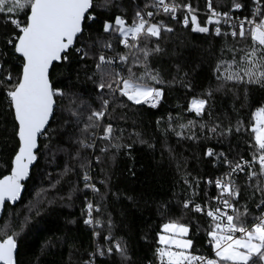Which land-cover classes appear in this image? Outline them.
Masks as SVG:
<instances>
[{
  "label": "trees",
  "instance_id": "obj_1",
  "mask_svg": "<svg viewBox=\"0 0 264 264\" xmlns=\"http://www.w3.org/2000/svg\"><path fill=\"white\" fill-rule=\"evenodd\" d=\"M175 2L191 3L198 10L199 20L206 19V0ZM239 2L244 8L233 9L232 13L238 17L250 16L252 0ZM212 3L213 7L220 5L217 7L220 11H228L230 7V0H212ZM137 11L158 13L154 22L163 21L173 29L162 30L160 37L147 42L149 49L157 44L160 48L148 58L162 80L157 86L163 89V95L155 108L135 105L118 92L113 98L107 89L97 88L101 73L110 69L109 65H102L97 70L99 52L103 51L106 57L130 52L119 43L122 37L118 32H104V20L114 23L115 16L120 15L126 24H131ZM181 15L180 11L178 19H173L163 11L156 12L151 0H111L107 10H98L96 19L86 22L85 31L93 41L99 38L110 43L111 49L94 45L89 57L83 60L71 56L70 61L53 65L55 86L74 94L76 104L84 103L77 109L80 112L77 120L64 110L67 100L57 101L47 137L41 136L39 140L37 161L25 182L22 199L5 207L0 228L7 221L11 225L7 234L16 233L17 264H160L155 252L160 247L158 234L162 232L161 225L170 220L188 225L187 237L193 241L190 251L194 255L212 253L206 237L211 218L206 216V211L200 214L194 213L191 206L185 209L183 201L193 198L195 190V202L203 205L205 192L209 197L217 195L215 179L230 171L219 155H205L209 148L216 154L223 153L229 161L237 162L241 156L251 160L252 113L264 106V84L246 83V77L239 82L217 79L218 61L232 59L226 45L236 49L251 47L250 37L193 32L190 25L185 27L178 22ZM222 28H226L223 23ZM11 31V26H5L0 16V49L4 48L5 33ZM144 46L141 42L134 50L141 59L139 48ZM111 68L127 72L126 65L119 60ZM225 69L226 65L220 71ZM133 70L138 73L139 65ZM101 91L103 98L110 101L101 123H111L114 137H120L119 140L99 139L102 127L82 131L90 108L99 109ZM194 96L207 100L200 116L188 111V102ZM13 120L7 100L0 94V177L10 172V160L17 145ZM188 121H193V125L180 128ZM212 127L215 132L210 133L208 129ZM229 128L231 132H225ZM177 132L182 135L178 136ZM80 140L93 147H81ZM116 144L121 146L114 147ZM101 148L106 151L101 152ZM85 159L98 192L84 188L80 164ZM253 170H259L258 164L253 165ZM246 172L247 169L234 174L241 193L239 201L247 202L253 215H258L255 204L262 194L256 188L264 186V177L249 179ZM185 179L192 187L185 184ZM209 180L213 183H208ZM90 199L99 208L95 219L101 221L93 226L84 223L88 217L85 204ZM3 234L0 232V236ZM115 242L126 246L127 259L115 251ZM108 247H113L111 253L107 252ZM100 250L104 255H100Z\"/></svg>",
  "mask_w": 264,
  "mask_h": 264
},
{
  "label": "snow or ice",
  "instance_id": "obj_2",
  "mask_svg": "<svg viewBox=\"0 0 264 264\" xmlns=\"http://www.w3.org/2000/svg\"><path fill=\"white\" fill-rule=\"evenodd\" d=\"M110 3L111 0H0V16H3L5 26L10 25L12 28L10 33H5L4 48L0 49V94L4 95L9 109L14 114L13 132L17 138L14 155L10 160V172L0 177V206L6 201H16L20 196L21 181L28 176L29 165L37 160L34 150L38 148L39 137H47L46 125L55 114L57 101L67 100V107L64 110L79 120L80 112L77 109L84 102L76 104L74 94L56 87L50 69L54 62L70 61L71 56L81 60L89 57L94 45L111 49L110 43L101 42L99 38L93 41L90 33L85 35L86 22L94 21L96 12L107 10ZM254 3L255 6L250 10L251 16L245 15L241 18L232 15L233 9L244 8V4L239 0H230L228 11H218L217 7L220 5L213 7L212 0H206L204 9L206 19L200 21L198 10L191 3L151 0V6L156 12L162 10L173 19H178V10H183V19L178 22L185 27L190 25L193 32L212 31L217 36L238 35L242 39L250 37L251 47L236 49L226 45L232 52V59L218 61L217 79L239 82L246 77V83L264 84V11H261L259 0H254ZM148 6L145 5L146 8ZM145 15L153 17L155 13L148 11L142 14L141 11H137L131 24H126L120 15L115 16L114 23L104 20V32H118L122 37L119 43L129 51L137 49L141 42H144L145 46L139 48L143 59L136 56L134 51L131 58L128 53L106 57L104 52L100 51L96 61L97 70H100L102 65H109L110 69L101 73L97 88L107 89L110 96L119 92L121 97H126L135 105H150L155 108L163 95V89L157 86L162 80L159 71L148 63V58L150 53L159 52L160 48L157 44L149 49L147 42L153 37H160L162 30L171 32L173 29L163 21L151 22ZM222 23L228 26L229 31H222ZM130 59L131 63H128ZM116 60L126 65V74L111 68ZM136 65L140 67L138 73L133 70ZM225 65V71H220ZM103 95L101 91L98 97L99 109L90 108L88 122L84 124L82 131L102 127L103 134L99 139L119 140L120 137H114L111 123L106 125L101 123L102 118L107 115L110 103ZM206 104V99L194 96L188 102V111H194L200 116ZM252 117L254 123L251 124L250 132L253 134L254 145L250 146L251 160H244L241 156L237 162L229 161L223 153L216 154L209 148L205 155L209 157L219 155L230 171L215 179L217 195L209 197L205 192L203 205L195 202V190L193 198H186L183 201L185 209L191 206L194 213H204L206 210V216L211 218L206 237L214 255L211 257L194 255L190 251L193 248V241L186 238L189 233L188 225L170 220L161 225L162 232L158 234L161 247H157L155 252L160 264H264V186L256 188L262 196L255 204L258 215H253L247 202L240 203V188L232 178L237 172H245V168H247L245 174L249 179L264 177V106L258 107L252 113ZM193 123L188 121L187 125L181 124L180 128L192 126ZM208 130L210 133L215 132L214 127ZM225 132H231V128ZM176 134L182 135L181 132ZM79 144L85 148L93 147L85 140H80ZM113 146L119 148L121 145ZM100 151L104 152L106 149L101 148ZM76 156L79 157V151ZM96 159L99 161L100 157L97 156ZM254 164H258V171L253 170ZM80 168L83 171L84 188L98 192L96 185L91 183L89 162L86 159L81 162ZM65 170L68 171L67 167ZM208 183L213 181L209 180ZM185 184H189L187 179ZM198 184L197 181V186ZM189 187L192 186L189 184ZM211 201H215V207L211 206ZM85 209L88 213L85 224L101 223L99 219L92 218L91 201L86 202ZM96 210L99 211L98 206ZM10 230L11 225L5 221L0 228V232H4L0 236V264H16L14 256L17 248L16 233L7 234ZM197 230L199 231V227ZM112 251L113 247L107 248L108 253ZM115 251L127 259L126 246L115 242ZM100 255H104V251L100 250Z\"/></svg>",
  "mask_w": 264,
  "mask_h": 264
},
{
  "label": "water",
  "instance_id": "obj_3",
  "mask_svg": "<svg viewBox=\"0 0 264 264\" xmlns=\"http://www.w3.org/2000/svg\"><path fill=\"white\" fill-rule=\"evenodd\" d=\"M55 63H59V62H54V64H55ZM51 69H52V68H51ZM51 69H50V71H51ZM55 108H56V107H55ZM52 118H53V116L50 117L49 124H50ZM49 124L46 125V129H47V127L49 126ZM40 138H41V137H39V139H38V148H39V140H40ZM38 148H37L36 150H34V151L37 152V151H38ZM36 161H37V160L33 161V163H32L31 165H29V174H28L27 177H25V178L21 181V184H22L21 194H20V196L17 198V200H16V201H6L2 206H0V220H1V218H2V215H3V213H4V210H5V207H6L7 204L15 205V204H17L18 202H20V200L22 199V196H23L24 191H25V182L30 178V176H31V172H32V169H33V167H34ZM6 175H7V174H6ZM17 252H18V242H17V248H16L15 251H14V256H15V259H16V264H17Z\"/></svg>",
  "mask_w": 264,
  "mask_h": 264
},
{
  "label": "built area",
  "instance_id": "obj_4",
  "mask_svg": "<svg viewBox=\"0 0 264 264\" xmlns=\"http://www.w3.org/2000/svg\"><path fill=\"white\" fill-rule=\"evenodd\" d=\"M166 2H172V0H166ZM259 3H260V5H261V11L263 10V7H264V0H259ZM255 6V3H254V0H252V5L250 6V9H252L253 7ZM162 11V10H161ZM182 12V15H181V17H180V19L182 20L183 19V10H178V12H177V17H179V12ZM218 11H220V10H218ZM232 15H233V17H238V16H236L235 14H233L232 13ZM157 16H158V13L157 14H155L153 17H147L146 15H145V18L146 19H149V20H151V22H154L156 19H157ZM251 16V15H250ZM240 17V16H239ZM244 17V16H243ZM243 17H241V18H243ZM182 24V23H181ZM183 25V24H182ZM226 26V28H222V31H229V28H228V26L227 25H225ZM246 27H247V25H246ZM162 99V98H161ZM158 105V104H157ZM147 106H150V105H147ZM151 107V106H150ZM245 169H247V168H245ZM238 173V172H237ZM234 180H235V177H234V175H233V177H232ZM235 182H236V180H235ZM91 183H92V179H91ZM90 201L93 203V211H92V218H93V220H96L95 219V214H96V209H97V207L95 206V203H94V201L92 200V199H90ZM213 204L211 205L212 207H215L216 205H215V201H213L212 202ZM206 211V210H205ZM229 211H231V210H229ZM201 214V213H200ZM88 218V217H87ZM92 226L94 225V223L93 224H91ZM206 255H208V256H213L214 254L213 253H211V254H206Z\"/></svg>",
  "mask_w": 264,
  "mask_h": 264
},
{
  "label": "rangeland",
  "instance_id": "obj_5",
  "mask_svg": "<svg viewBox=\"0 0 264 264\" xmlns=\"http://www.w3.org/2000/svg\"><path fill=\"white\" fill-rule=\"evenodd\" d=\"M129 40H130V42H131V38H129ZM132 51H134V50H132ZM132 51H130L129 53H128V55L130 56L131 55V53H132ZM105 66V65H104ZM119 93V92H118ZM99 135V134H98ZM90 175V174H89ZM91 176V175H90ZM92 179V178H91ZM187 236H188V234H187ZM187 239H189L188 237H186ZM160 247H161V245H160Z\"/></svg>",
  "mask_w": 264,
  "mask_h": 264
}]
</instances>
